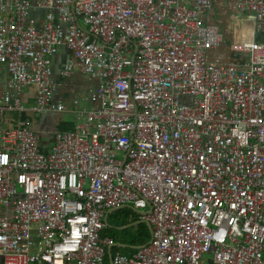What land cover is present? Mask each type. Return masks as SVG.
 Returning <instances> with one entry per match:
<instances>
[{
  "label": "built area",
  "instance_id": "built-area-1",
  "mask_svg": "<svg viewBox=\"0 0 264 264\" xmlns=\"http://www.w3.org/2000/svg\"><path fill=\"white\" fill-rule=\"evenodd\" d=\"M259 35L264 0H0V264H264ZM62 49L95 84L45 152ZM123 207L150 239L112 255Z\"/></svg>",
  "mask_w": 264,
  "mask_h": 264
},
{
  "label": "crops",
  "instance_id": "crops-1",
  "mask_svg": "<svg viewBox=\"0 0 264 264\" xmlns=\"http://www.w3.org/2000/svg\"><path fill=\"white\" fill-rule=\"evenodd\" d=\"M44 14H45L44 11L36 12V20L38 23L42 21ZM258 40L264 43V36L259 35ZM66 55H67V51L65 49H62L53 58V70H54L55 78H56L57 85H58L56 99L62 102L63 104H65L66 109H67L66 112L64 113L43 112L45 113L44 115L46 117V123H45L46 126L44 128H39V126L37 125V123H39V120L42 117V115H40L42 113L33 115L35 129L39 132L46 131L47 133H50V137L47 142L41 141V137H40L41 146L45 152H49L52 149L53 144H54V139H53L54 133L52 132V129H55L56 127H59V126H67L69 125V123L71 124L73 123L72 127H75L76 125V123L74 122V116L69 110L72 92L74 90H78L82 94L87 95L88 90L95 84L94 80L88 81L81 74H76L75 76L70 77V78L61 77L60 72H61L63 61ZM226 58L237 60V61L240 59L238 56H235L232 54H229L228 56H226ZM48 127L50 129H48ZM129 209L131 210V212H134L131 207H123L117 210H129ZM117 210L111 211L109 215H107L108 217L106 219V224L108 223L109 219L113 218L114 212H116ZM104 231H106V229H104L102 233ZM115 243L116 242L114 241V244ZM115 247H117L116 244L113 248ZM117 251L120 252L118 249L113 250V252H117ZM134 251L135 250L129 251L128 255L133 253Z\"/></svg>",
  "mask_w": 264,
  "mask_h": 264
},
{
  "label": "rangeland",
  "instance_id": "rangeland-1",
  "mask_svg": "<svg viewBox=\"0 0 264 264\" xmlns=\"http://www.w3.org/2000/svg\"><path fill=\"white\" fill-rule=\"evenodd\" d=\"M223 31L224 33H226L223 45L220 50L212 53V56L214 58H218L219 60H225V54L223 51H228L230 43L229 28H226ZM44 114L45 113L40 114L42 115V117L39 120V123H37L39 128H44L46 126V117ZM72 126L73 123H69V125L67 126H59L55 129H52V132L54 133L59 129H64ZM48 129L50 128L48 127ZM40 137L41 141L47 142L50 137V133L42 131ZM106 226L107 235L115 238L117 249L124 255H128L129 251L135 250L140 245H142L144 237H148L149 234L148 225L145 223H139L137 214L129 210H117L116 212H114L113 218L108 220ZM208 259L209 256H206L204 264H208Z\"/></svg>",
  "mask_w": 264,
  "mask_h": 264
},
{
  "label": "trees",
  "instance_id": "trees-1",
  "mask_svg": "<svg viewBox=\"0 0 264 264\" xmlns=\"http://www.w3.org/2000/svg\"><path fill=\"white\" fill-rule=\"evenodd\" d=\"M224 52V54H225V60H223V61H231L232 59H227L226 58V56H228L229 55V53L228 52H226V51H223ZM74 129V127H67V128H64V129H59V130H73ZM129 211H131L130 209H129ZM109 215V214H108ZM108 217V216H107ZM107 219V218H106ZM107 225V224H106ZM141 226V225H140ZM106 229V228H105ZM101 237H109V238H111L112 239V241H113V245L115 246V244H114V241L116 242V240H115V238L114 237H111V236H108L107 235V230L106 231H104L103 233L101 232ZM149 239H150V235L148 234V237H144V240H143V244L142 245H144V244H146L148 241H149ZM142 245H140V246H142ZM114 246H112V248H111V253H112V255L115 253V252H113V250L114 249H117V247H115V248H113ZM139 246V247H140ZM135 251H136V249H135ZM134 251V252H135ZM133 252V253H134ZM133 253H131V254H133ZM131 254H129V255H131Z\"/></svg>",
  "mask_w": 264,
  "mask_h": 264
},
{
  "label": "clouds",
  "instance_id": "clouds-1",
  "mask_svg": "<svg viewBox=\"0 0 264 264\" xmlns=\"http://www.w3.org/2000/svg\"><path fill=\"white\" fill-rule=\"evenodd\" d=\"M223 45V44H222ZM229 54H231L230 52H229V50L227 51ZM223 61V60H222ZM224 62H227V61H224Z\"/></svg>",
  "mask_w": 264,
  "mask_h": 264
},
{
  "label": "water",
  "instance_id": "water-1",
  "mask_svg": "<svg viewBox=\"0 0 264 264\" xmlns=\"http://www.w3.org/2000/svg\"><path fill=\"white\" fill-rule=\"evenodd\" d=\"M208 263H210V262H208Z\"/></svg>",
  "mask_w": 264,
  "mask_h": 264
}]
</instances>
